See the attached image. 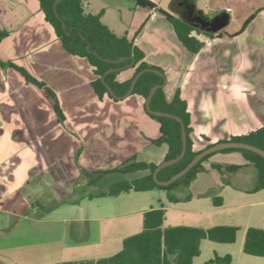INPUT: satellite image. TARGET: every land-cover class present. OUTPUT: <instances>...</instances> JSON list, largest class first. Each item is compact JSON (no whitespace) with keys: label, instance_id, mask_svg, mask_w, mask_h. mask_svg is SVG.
Instances as JSON below:
<instances>
[{"label":"crops","instance_id":"0c3cea01","mask_svg":"<svg viewBox=\"0 0 264 264\" xmlns=\"http://www.w3.org/2000/svg\"><path fill=\"white\" fill-rule=\"evenodd\" d=\"M143 1L156 7L138 0H86L84 10L101 13L111 30L127 35L144 52L145 61L164 70L168 101L180 89L191 114L194 148L205 146L206 138L214 143L264 126V0H192L208 17L229 14L227 28L213 36L192 32L203 42L198 52L186 48L159 11L178 16L173 0ZM0 29L8 32L0 41V264H52L114 255L123 248L126 237L144 229L145 211L161 206L166 209L163 227H239L234 242L202 239L195 264H205L216 254H231V264H264V256L244 251L247 229L264 228V187L253 189L259 173L255 163L240 151L217 152L189 185L100 195L112 182L148 173H123L134 176L115 177L108 187H101L98 181L120 173L102 176L105 169L118 163L110 147L115 153L121 151L110 134L143 99L138 95L137 108L131 113L114 121L105 118L102 108L120 99L98 98L91 85L93 67L86 58L64 48L39 0H0ZM14 65L63 92L67 105L90 106L94 118L108 121L90 141L100 163H81L88 145L80 131L84 123L69 124L87 118L72 115L62 106L64 117L54 114L53 98L51 102L50 96H45L48 92L27 81ZM133 73L134 68H127L118 78L126 80ZM142 151H150L146 159L140 158ZM168 151L167 143L150 145L138 152L137 159L159 164ZM65 153L74 163L72 172L67 167L69 190L58 204L44 207L26 189L35 182L58 178L60 154ZM103 157L113 163L102 165ZM213 163L222 169L212 167ZM227 165L239 168L229 170ZM216 196L222 197V205H215Z\"/></svg>","mask_w":264,"mask_h":264},{"label":"trees","instance_id":"16d2710c","mask_svg":"<svg viewBox=\"0 0 264 264\" xmlns=\"http://www.w3.org/2000/svg\"><path fill=\"white\" fill-rule=\"evenodd\" d=\"M55 1L39 0L46 20L54 27L56 35L61 40L64 48L73 55L86 58L93 67L95 76L91 80V85L99 99L109 97L118 100L110 94L107 85L102 80V76L108 70L116 68V70L105 75V80L116 94L122 95L129 89L137 72L149 66L160 68L145 61L144 52L127 35H118L111 30L102 21L101 13H86L84 10L86 0H60L56 6L60 17L56 14L54 8ZM138 1L150 7H156L152 2ZM159 11L172 23L179 39L190 51L198 52L203 45L201 40L192 35L194 30L208 36H213L218 32L203 30L180 15L170 14L162 9ZM255 14L250 16L244 26L254 18ZM63 21L66 22L67 29H71L70 33H67V30L64 29ZM6 35H8V32L0 29V41ZM88 45H90V49H88ZM121 58L124 59L120 60ZM132 58L135 59V62L128 66ZM14 66L24 74L27 81L39 88H44L48 92L54 100L56 112L63 118V110L56 92L47 86L45 82L30 74L24 67ZM127 68H134L133 75L129 79L120 80L118 78L119 73ZM163 81L164 77L154 72H144L138 78L131 94L139 95L143 102L129 117L119 121L114 126L110 138L121 145V151L115 153L110 147L109 151L112 156L117 158L118 163L105 169L102 176L111 172L128 173L140 170H148V173L134 179H120L112 182L109 190L101 192L100 195L106 193L118 194L131 189L136 191L154 188L171 190L180 184L189 185L199 172L205 171L204 162L213 154L231 151L242 152L250 161L256 164L259 173L253 189H262L264 187V157L253 150L235 147L224 148L205 155L187 173L169 185L159 184L154 179L153 173L158 164L138 160V152L150 145L167 143L169 151L165 159H169L178 155L183 148L181 123L175 118L155 115L149 112L145 105L151 87L155 84H161ZM187 107V102L182 98L180 89L176 91L171 101H168L166 97L165 87H159L153 94L151 108L181 116L186 126L188 139L184 156L177 162L160 169L158 172L160 180H168L175 173L182 170L203 148L212 144L210 139L206 138L205 146L199 149L193 147L194 141L191 137L193 131L192 120ZM229 139L248 142L264 149V126L243 135L231 136ZM212 167L221 170L223 166L213 163ZM226 168L236 170L239 165H227ZM170 199L176 200L177 198L170 197ZM213 200L216 206L223 204V199L220 196L214 197ZM165 215L166 209L164 206L145 211L144 229L139 233L126 237L123 248L114 255L96 260H71L52 264H195L194 257L201 253L200 243L202 239L208 238L219 242L236 241L239 230L236 225H216L208 228L188 225L163 227ZM244 251L249 254L264 256V228L250 226L247 229ZM231 262V254L225 256L216 254L207 260L205 264H231Z\"/></svg>","mask_w":264,"mask_h":264},{"label":"rangeland","instance_id":"374dc122","mask_svg":"<svg viewBox=\"0 0 264 264\" xmlns=\"http://www.w3.org/2000/svg\"><path fill=\"white\" fill-rule=\"evenodd\" d=\"M210 16L213 17L212 15ZM225 28H227V26H225L223 29ZM83 61L89 68L90 65L87 62V60L83 59ZM171 86H172V83H170V85L168 86L169 92H170ZM54 91L57 94L60 105L62 107H65L66 110L70 112V114L71 113L72 115L80 114L87 118L86 121H82V122L71 121L69 123V124L84 123L80 131L85 133V136H86L85 142H88V145L83 149L84 156L81 159V163L84 165H95V164L100 163L96 161L94 158L93 150H95L96 147L94 146V144L91 145L90 141H91V137L95 135L96 132L106 127V124H108V121H98L96 117L94 118V112L90 106L80 105L82 107L79 108V106L75 107V106L67 105L66 102L63 100V92H60V90H59L60 93H58L56 90ZM45 96L49 97L48 93H46ZM49 98H50V101L52 102L53 100L51 99V97ZM60 98L62 99V102ZM137 98H140V97H138V95L131 94L130 96L117 101L118 103H111V104L108 103L109 105L104 106L102 108V111L100 112H103L104 117L110 119L109 121H114L116 117L121 118L125 114L131 113L133 110H135L138 105ZM111 102H114V101H111ZM54 114H57L55 109H54ZM107 129H110V128H107ZM108 131L109 130H107L106 132ZM198 146L200 147V145ZM149 152L150 151H142L140 158L146 159L149 156ZM71 157L66 153L60 154L61 163L58 165L60 167L58 169L59 170L58 175L60 176L56 178L53 182H52V179H48L47 181L42 180V181H39L38 184L37 182L31 184L30 186H28V189H26V191H29L33 195V198H37L39 200L42 206L50 207V206L56 205L59 203L61 198L66 197L64 191L69 190V187H70L69 186L70 184L68 185V183L66 182V174L68 173L67 167L69 168V171L71 172L73 171V167H74V163ZM112 161L113 160L110 158L103 157V160L101 163L102 165H109L113 163ZM132 176L134 175L131 173L129 174L112 173L108 175L107 177L105 176L100 177L98 181L101 187H108L107 185H109L110 181H112V179H114L115 177H132ZM203 252L205 256L207 254V248H205Z\"/></svg>","mask_w":264,"mask_h":264},{"label":"water","instance_id":"95a60500","mask_svg":"<svg viewBox=\"0 0 264 264\" xmlns=\"http://www.w3.org/2000/svg\"><path fill=\"white\" fill-rule=\"evenodd\" d=\"M60 0H56L54 3V8L56 10V14L60 17L58 11H57V3ZM190 6L192 7V10L195 9V4L194 2H192L190 4ZM229 19V14L228 12H221L220 14L214 16L213 18L209 19L204 17V15H202V13H199L198 15V20L199 22L202 23V29L203 30H208V31H213V32H217L220 31L223 27L226 26L227 22ZM63 27L65 30H67V33H70L71 29H67V24L65 21H63ZM88 49H90V45H88ZM97 53V52H96ZM98 54V53H97ZM124 58H121L120 60H123ZM135 62V59L132 58V61L130 64H128V66L132 65ZM118 69V68H117ZM113 70H116V68L110 69L108 70L103 76H102V80L103 82L107 85L110 94H112L114 97H116L117 99H122L125 98L129 95H131L136 82L138 80V78L144 73V72H154L156 74L161 75L162 77H164V81L161 84H155L154 86L151 87L149 94L145 100V105L146 108L148 109L149 112L155 114V115H159V116H166V117H171V118H175L177 119L181 125H182V140H183V148L182 151L176 155L175 157L169 158V159H165L163 160L161 163H159L156 167V169L154 170L153 176L154 179L162 185H169L170 183L174 182L175 180H177L178 178L182 177L185 173H187L189 171V169L191 167H193L202 157H204L207 154H210L212 152H215L217 150H222L224 148H228V147H235V148H243V149H249V150H253L255 152H257L258 154L262 155L264 157V149L248 143V142H244V141H238V140H232V139H227V140H220L217 142L212 143L211 145L203 148L197 155H195V157L179 172L175 173L173 176H171L168 180H160L158 178V172L160 171V169H162L163 167L173 164L174 162H177L178 160H180L185 152H186V148H187V131H186V126L185 123L182 119L181 116L174 114L172 112H168V111H161V110H155L151 108V100L153 97V94L156 92V90L159 87H165L167 84V77L166 74L163 70H161L160 68L157 67H146L143 68L142 70H140L139 72H137V74L133 77L130 87L127 90L126 93L122 94V95H118L116 94V92L113 90V88L107 83V81L105 80V75Z\"/></svg>","mask_w":264,"mask_h":264},{"label":"flooded vegetation","instance_id":"af4514ba","mask_svg":"<svg viewBox=\"0 0 264 264\" xmlns=\"http://www.w3.org/2000/svg\"><path fill=\"white\" fill-rule=\"evenodd\" d=\"M191 3L192 0H175L173 6L180 16L192 22L197 27L202 28V23L198 20V15L202 12H200V10H197L196 8L192 10V7L190 6ZM202 15L204 14L202 13ZM204 17L209 19L213 18L206 15H204Z\"/></svg>","mask_w":264,"mask_h":264},{"label":"built area","instance_id":"2783aa9c","mask_svg":"<svg viewBox=\"0 0 264 264\" xmlns=\"http://www.w3.org/2000/svg\"><path fill=\"white\" fill-rule=\"evenodd\" d=\"M193 147H194V144H193Z\"/></svg>","mask_w":264,"mask_h":264}]
</instances>
